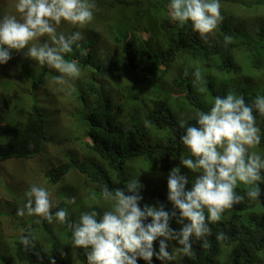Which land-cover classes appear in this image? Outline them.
I'll use <instances>...</instances> for the list:
<instances>
[{"label": "trees", "instance_id": "1", "mask_svg": "<svg viewBox=\"0 0 264 264\" xmlns=\"http://www.w3.org/2000/svg\"><path fill=\"white\" fill-rule=\"evenodd\" d=\"M96 1L106 8L94 12L93 20L84 28H73L64 22L57 27L58 35L67 36L77 30L83 35L79 47L73 46V51L65 58L75 60L81 69L80 77L75 79V87L80 89L74 94L88 102V106L83 105V110L75 113L81 127L74 136L81 144H86L88 150L97 154L96 157L89 156L76 162L68 154L70 160L65 164L67 168L61 165L66 169L60 168V172L58 168L54 172L49 168L46 153L43 152L45 144L49 142L46 132L51 118H48L47 107L43 102L38 103L32 93L39 88H47L49 79L59 73L47 66L37 65L21 52L17 64L22 71H6L0 67V188L8 190L10 181L4 165L14 161L13 165L18 169L23 168L30 177L26 179L30 185L28 190L36 185L50 192L53 214L66 208V200L60 201L58 196L55 198L50 184H58L60 175L72 169L84 174L85 186L92 182V186L89 184L90 191H87L93 197H100L104 186L110 190L123 188L127 181L138 178L142 185L141 207L162 204L165 210H171L172 205L167 200L170 170L180 167L181 174L189 180L186 189L191 188L196 174L176 164L186 153L180 141L184 129L179 126L181 120L172 111L167 98L172 97L174 91H183L188 102L199 109L208 111L212 105L193 86L191 73L187 76L177 74L172 78H167L166 74L177 61L190 62L192 69H201L216 61L221 71L234 72L238 76V83L233 85L235 78L230 75L222 76L218 81L209 77L206 93L212 97H224L231 91L252 104L257 96H264V85L257 82L252 84L247 80L252 77L250 71H243L236 63V53L240 48H246L248 68H261V55L252 53V49H256L254 41L253 44L238 41L240 35L229 21L217 26L216 42L205 43L198 33L192 31L190 22L180 27L170 21L167 8L171 0ZM225 36L232 37L227 47L224 46ZM47 40V37H43V41L38 40L36 44L42 45ZM98 44L102 45L99 50ZM111 44L112 52L122 49L119 59L113 60V54L103 49H109ZM90 48L94 50L87 54ZM99 52L105 59L95 65L92 58ZM179 52L186 55L181 59ZM7 63L11 65L12 53ZM244 76L248 77L244 80L245 86L241 85ZM108 80L122 89L118 94L119 99L117 93L105 85ZM123 83L126 84L123 86ZM257 86H262L260 92L247 88ZM28 101L34 104L29 105ZM254 115L256 126L260 125L264 132V116L255 111ZM182 120L187 121L188 125L196 123L194 118ZM166 135L169 137L162 140ZM69 186L74 192L73 186ZM260 187L262 194L254 201L246 197L247 188L236 189L238 194L245 195V200L225 211L219 222L209 225L211 234L207 237L208 247H202V242L196 241L190 257L177 255L174 261L165 264H264V184ZM22 203H26L25 194ZM97 203H104V208H110L101 198L93 199L92 204ZM3 208V205L0 206V210ZM4 212H0L1 216ZM21 218L15 236L5 238L0 234V264H50L49 257L54 258L56 264H66L63 247L76 255L82 264H87L85 251L71 247L68 228L63 231L66 242H62L56 239L53 224L43 220L37 224V217ZM170 227L179 230L182 225L173 219ZM29 233L36 237L35 247L26 251L20 239ZM221 233L224 238L218 240L217 236ZM175 245V241L170 242L168 250L174 251ZM154 247L158 251L159 240ZM73 264L77 262L74 260ZM137 264L147 262L138 259ZM152 264L162 262L153 257Z\"/></svg>", "mask_w": 264, "mask_h": 264}, {"label": "clouds", "instance_id": "2", "mask_svg": "<svg viewBox=\"0 0 264 264\" xmlns=\"http://www.w3.org/2000/svg\"><path fill=\"white\" fill-rule=\"evenodd\" d=\"M220 2L171 0L167 14L170 21L180 27L190 22L192 31L198 33L201 40L212 43L208 41L209 37L214 35L217 26L223 21ZM103 8L106 6L96 0H17L15 11L20 14V18L6 15L0 19L1 69L22 71L17 61L23 52L26 58L37 65L58 72L59 75L54 78L55 84L60 86L59 91L71 95L72 81L75 85L81 69L75 60H68L65 56L73 51V46L79 47L83 35L79 30L67 36L58 35L57 27L64 22L73 28L82 29L93 20L94 12ZM41 37H47L48 40L42 45L34 43ZM231 42V36L224 37L225 47ZM99 46L102 45L98 44V50ZM112 47L111 44L109 49H103L113 54V60L119 59L122 49L112 52ZM93 50L88 49L87 54ZM11 53L12 63L9 65L7 62L11 59ZM94 56L95 65L105 59L101 52ZM188 74L186 69L184 75ZM192 76L193 86L197 92L203 93L205 80L199 67L195 68ZM84 90L87 91L86 88ZM211 105L207 112L195 114L194 125H188L185 120L180 121L179 126L184 129L180 141L186 150L180 159L181 165L196 175L191 188L186 189L189 180L181 174L180 167L170 170L167 200L172 205L171 210H165L162 204L141 207L142 185L138 178H133L123 188L110 190L108 186L103 187L100 198L110 205L109 209L102 207V203L92 204L91 210L83 212L78 221H70L67 209L52 213L50 192L36 185L26 191V203L18 209V199L10 200L7 197V192L17 196L13 185L9 183L8 190L0 188V206H4L0 212L5 211L4 215L0 214L1 236L6 238L17 234L19 220H13L16 213L18 217H37V224L43 220L48 224L55 222L65 225L71 232V247L85 251L87 264H137L138 259L152 264L153 257L165 264L174 261L177 255L190 257L196 241L202 242V247H208L207 237L211 234L209 225L219 222L225 211L244 202L245 195L252 201L258 199L262 194L260 185L264 184V159L250 151L261 142L254 111L264 116V96H257L252 104H248L243 96L230 91L224 97H215ZM71 116V124L62 127L63 118H60L61 130L53 135L49 132L46 136L49 142L45 144L43 153H46L49 168L54 172L58 168L60 172L67 168L65 164L70 159L68 154L76 162L89 157L80 156L81 152L90 151L87 145L75 142L73 135L68 134L67 130L81 127L74 115ZM53 126L54 123L49 122L48 130ZM60 177L59 184L65 181L67 185H73L71 171ZM80 177V185L90 191L89 184L92 186V182L85 186L84 175ZM239 185L247 186L245 195L237 193ZM67 202L75 203V198ZM173 219L182 225L179 230L170 227ZM223 238L222 233L217 236L218 240ZM35 240L36 237L29 233L21 237L20 243L27 251L35 247ZM157 240L158 251L154 247ZM173 241L176 245L174 251L170 252L169 244ZM49 259L50 264H56L54 258Z\"/></svg>", "mask_w": 264, "mask_h": 264}, {"label": "rangeland", "instance_id": "3", "mask_svg": "<svg viewBox=\"0 0 264 264\" xmlns=\"http://www.w3.org/2000/svg\"><path fill=\"white\" fill-rule=\"evenodd\" d=\"M17 3V0H0V19H2L6 15H15L18 19L20 18V14L15 11V4ZM221 4V15L223 16V21L230 22L233 29L240 35L238 41H241L240 43L247 42V43H252L253 41L256 44V49H252L253 54H260L261 59H262V65L260 67H250L248 68L247 66V55L248 51L246 48H240V50L237 51L236 55V63L240 66V68L244 71H250V75L252 76L251 78L244 76L241 80V85L245 86L244 80L248 78L252 84H255L257 82L260 85H264V46L262 45L264 43L263 39V34H264V0H222L220 2ZM14 10V11H13ZM240 29V31H238ZM263 30V32H261ZM258 32V34L256 33ZM59 32V31H58ZM218 38V34L215 32L214 35L209 37V42H216ZM38 40L43 41V37L39 38ZM35 41L34 43L38 42ZM258 41V43L256 42ZM180 58L182 59L184 55H186L185 52H179ZM188 70V73H191L195 70L194 68L192 69L190 62H185L181 63V61H177L169 70L168 77H173L176 76L177 74L184 75L185 70ZM201 72L204 76V84L202 85L204 88L203 98H205L208 102L209 105H211V101L215 98L212 96H209L206 93V83L208 81V78H214V81H218L222 76H232V78H235L233 80V85H236L238 83L237 80V75L234 74V72H225L221 71L218 63L216 61L212 62L206 67H202ZM48 86L47 88L44 89H38L35 93H32L33 97L35 100H37L38 103H42L47 107L48 111V118H51L52 123H54V126L52 129L48 130L47 128V136L50 132V134H55L56 131H60V118H63V124L61 126H66L71 124V115H74L75 113L79 110H83V105L88 106V102L85 100H82L79 98V96L74 94L76 93L77 90L80 89V87H75L73 84L72 87V93L71 95H67L64 92L59 91V85L55 84L54 78L51 77L48 81ZM126 83H123L122 85L124 86ZM116 94L117 93V98L118 94L122 89L117 88L116 86H113L108 81L107 87ZM121 86V85H120ZM122 86V87H123ZM262 86H257L256 88H250L247 87L248 90L252 89L255 92H260L259 90L261 89ZM22 91V90H18ZM30 92V90H29ZM253 92V91H252ZM20 96V95H19ZM18 96V97H19ZM177 97V98H176ZM51 98L49 101H45L46 99ZM119 99V98H118ZM168 103L172 109V111L175 113L178 119H189V118H194L195 114L197 112L204 111L202 109H199L193 104H190L185 96V93L183 91L178 92L174 91L172 97H168ZM29 105H33L34 103L31 104V101H28ZM65 115V116H62ZM49 124V123H48ZM47 124V125H48ZM260 129V135H261V142L259 145L255 146L254 148L250 149L251 152H256L259 155H261L262 159H264V132H262L260 125L257 126ZM80 130L79 128L73 129V130H67L69 135H73L75 142L80 144V140L74 136L77 135L78 133L76 131ZM153 131V130H152ZM169 137V135H166L163 137L162 140H166ZM87 155V156H95L94 152H81L80 156ZM69 159V158H68ZM70 160V159H69ZM178 162L176 163L177 165L181 164V160H177ZM15 162H7L4 165V170L5 173L8 175L10 184L13 185V191L17 193V196H14L13 194H8V198L10 200L16 198L20 202L18 205V209L22 208L24 205H22L23 201V196L26 193V191L29 188V184L26 183V179H30L29 175L25 173V170L18 169L19 167L14 166ZM71 173L73 175V188L77 189L75 193L73 192L72 189H70V186L66 184L65 181L61 182L60 184H50L51 188L54 191V197L58 196L61 200H66L65 201V206L69 214V220L70 221H78L80 215L83 212L89 211L92 206V201H93V196H91L92 193H88L85 189L84 186L82 187L79 183V180L81 179L80 175H84L78 170L72 169ZM238 187L241 188H247L245 185H239ZM14 196V197H12ZM98 199L100 198L99 196H96ZM72 198H75V203L69 204L67 201L71 200ZM96 198V199H97ZM55 199V198H54ZM53 204V199L51 200ZM59 201V200H58ZM98 201V200H97ZM107 203V202H106ZM102 207H105V204H100ZM21 217H18L15 213L13 215V220H19L21 221ZM54 231L56 232V239L66 242L63 231L67 228L65 225H60L56 223L54 225ZM35 234V233H34ZM49 237H52L51 235ZM63 250L66 254L67 257V262L66 264H73V261L77 262V264H82L76 257V255L73 256L71 252L66 250L65 247H63Z\"/></svg>", "mask_w": 264, "mask_h": 264}]
</instances>
